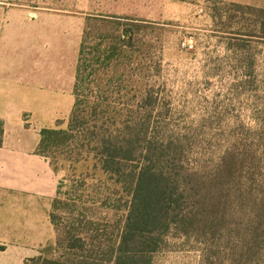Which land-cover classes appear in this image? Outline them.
Listing matches in <instances>:
<instances>
[{
    "label": "trees",
    "instance_id": "1",
    "mask_svg": "<svg viewBox=\"0 0 264 264\" xmlns=\"http://www.w3.org/2000/svg\"><path fill=\"white\" fill-rule=\"evenodd\" d=\"M255 23L264 29V17ZM154 26L85 13L67 124L42 128L35 149L61 174L48 213L55 240L27 264H152L170 236L193 240L205 264H264V190L251 169L243 181L233 153L209 171L178 162L155 133L153 90L128 85ZM3 133L0 119V146Z\"/></svg>",
    "mask_w": 264,
    "mask_h": 264
},
{
    "label": "rangeland",
    "instance_id": "2",
    "mask_svg": "<svg viewBox=\"0 0 264 264\" xmlns=\"http://www.w3.org/2000/svg\"><path fill=\"white\" fill-rule=\"evenodd\" d=\"M254 9H264V0H0V14L29 18L7 22L0 47L23 52L0 50V62L30 65L26 95L4 97L0 113L9 108L13 124L21 119L30 141L59 120L65 127L85 13L146 19L155 26L142 31L128 85L153 90L157 136L169 139L181 151L178 162L190 168L209 171L233 153L242 180L251 169L250 180L264 190V29L255 23L264 14ZM50 226L47 243L55 240ZM152 264L205 263L193 240L170 236Z\"/></svg>",
    "mask_w": 264,
    "mask_h": 264
},
{
    "label": "crops",
    "instance_id": "3",
    "mask_svg": "<svg viewBox=\"0 0 264 264\" xmlns=\"http://www.w3.org/2000/svg\"><path fill=\"white\" fill-rule=\"evenodd\" d=\"M25 19L29 20L27 16L0 14V34L8 32L11 25L7 22ZM0 50L4 54L23 52L17 46H4ZM29 68V64L0 62V103L6 96L24 98L25 85H30L25 82ZM43 88H47L46 82ZM6 112L7 115L0 113L4 128L0 146V197L12 198V201L0 203V264H27L26 260L39 255L40 247L48 242L47 201L51 208L58 177L48 159L36 153L38 140L30 141L21 119L15 118L18 123L13 124L11 110L7 108ZM15 200L17 209L13 205Z\"/></svg>",
    "mask_w": 264,
    "mask_h": 264
}]
</instances>
